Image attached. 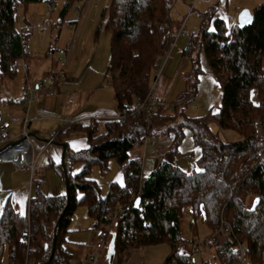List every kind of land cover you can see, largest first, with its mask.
I'll return each instance as SVG.
<instances>
[{
    "label": "trees",
    "instance_id": "obj_1",
    "mask_svg": "<svg viewBox=\"0 0 264 264\" xmlns=\"http://www.w3.org/2000/svg\"><path fill=\"white\" fill-rule=\"evenodd\" d=\"M83 1L63 0L56 24L64 22L72 7ZM173 1L109 0L99 13L94 34L110 36L106 74L118 112L134 109L154 83L158 60L171 41ZM41 2L52 5L54 0H0V76L13 77L15 65L29 55L26 36L17 28L18 9L25 12ZM216 11L212 6L199 13L197 32L188 37L181 55L191 62L194 78L201 73L199 57L204 56L221 90L217 110L202 117L184 114L179 105L195 95V80L187 83L190 91L184 89L178 96L170 115L157 105L148 119L139 113L127 114L122 122L106 121L100 134L95 122L68 126L58 139L60 145L70 133L81 132L87 146L75 152L66 148L64 167L61 162L53 166L63 188L61 194L43 195L35 182L34 195L21 209L10 200L2 205L0 264L4 259L5 264H68L70 255L63 244L72 215L80 207L86 209L96 231L116 214L114 234L108 239L118 262L132 249L167 244L169 254L163 264H192L188 257L195 243L196 223L201 222L210 231L213 262L201 260L200 264L264 263V161L258 163L264 140L254 139L264 129V2L250 11L253 21L242 28L237 23L227 26ZM252 90L257 103L251 100ZM213 125L236 134L238 141H224ZM159 128L164 129L157 133ZM184 128L190 130L200 149L196 169L187 173L163 161L143 177L140 159L130 155L134 144L148 136L171 135L168 152L175 154ZM110 160L117 164L123 182H111L102 196L89 175L93 167L105 174ZM75 163L80 169L72 173ZM138 197L141 202L135 210ZM255 198L258 204L251 212ZM185 218L192 238L182 236ZM220 228L225 235L222 242L217 238ZM53 235L54 251L48 262ZM239 243L245 244L242 262L233 252Z\"/></svg>",
    "mask_w": 264,
    "mask_h": 264
},
{
    "label": "crops",
    "instance_id": "obj_2",
    "mask_svg": "<svg viewBox=\"0 0 264 264\" xmlns=\"http://www.w3.org/2000/svg\"><path fill=\"white\" fill-rule=\"evenodd\" d=\"M193 1L197 0L173 1L170 10L173 35V20L179 21L185 7L191 5ZM210 2L201 0L199 12L215 6L216 16L223 19L227 26L236 22L238 12L242 10L235 8L227 0H219L215 5H210L212 4ZM94 3L96 0L80 2L73 16L68 19L65 17V21L60 24H56L58 16L55 11L58 7L55 2L52 5L46 2L32 4L25 12L18 9L17 28L26 36L29 55L15 65L13 77L0 76V110L3 120L10 122L9 134L12 141L19 140L23 122L27 120L25 129L31 140L30 156L35 162V171L30 173L28 170L15 167L11 162L0 161V196L16 203L19 209L34 195L35 182H38V189L43 195L53 196L62 193L63 188L53 166L62 162L63 149L58 139L68 126L95 122L97 133L100 134L104 130V123L115 120L118 114L111 86L109 90L101 87L100 75H103L105 67L100 65L94 30L103 6L100 5L98 15L92 17L90 10ZM43 4L46 12L41 7ZM47 15L53 18L49 22L44 19ZM40 19L44 20L42 24L39 23ZM189 23L185 21L177 29V35L185 37L176 42V44L179 42L177 48L179 53L177 50L173 53L172 50L174 60L166 62L165 66L162 64L154 80L155 86L158 83L162 85L160 92H155V100L157 105L163 107L162 113L165 115H170L178 96L184 91V75L180 77L182 85L177 83L180 74L183 71L187 74L190 68L192 70L191 62L181 55L188 37L194 35L193 27L189 28ZM199 65L201 73L196 77L195 95L180 102L179 105L183 107L184 114L188 117L209 115L217 110L220 103L219 84L203 55L199 57ZM59 70H63V73L55 82L54 78ZM21 75L24 80L17 81ZM175 86L178 88L180 86V92L178 91L176 96H171L172 88ZM168 101L169 105H165ZM192 103L194 105L190 108L189 104ZM163 129L159 128L157 133ZM153 139L152 145L138 144L133 146L130 152L132 157L140 159L143 177H147L157 164L163 161L170 162L187 173L196 169L200 149L194 145L190 130L183 129V138L175 154L168 152L171 135H161ZM62 142L65 143L68 152L79 151L87 146V138L81 132L70 133ZM79 169L80 164L75 163L71 171L76 173ZM93 169L97 168L93 167L91 171ZM97 171L100 174L99 169ZM107 171L109 176L105 178L107 183L103 193L99 181L89 175L97 182L102 196L106 194L111 182H123L115 161H109ZM83 209L85 208L76 209L72 215L70 231L63 244L64 251L70 255L68 264H147L142 248L133 249L128 257L118 262L108 243L100 256L93 261L91 257L97 254L93 245L97 231L92 229V220Z\"/></svg>",
    "mask_w": 264,
    "mask_h": 264
},
{
    "label": "rangeland",
    "instance_id": "obj_3",
    "mask_svg": "<svg viewBox=\"0 0 264 264\" xmlns=\"http://www.w3.org/2000/svg\"><path fill=\"white\" fill-rule=\"evenodd\" d=\"M211 1V2H210ZM219 0H209L210 5H215ZM229 4H231L232 6L234 5L235 8L237 9H247L249 11H251L255 6L261 4L264 2V0H227ZM54 2L57 4L58 10L55 11L56 15L58 16L59 11L62 8V4H63V0H54ZM101 3V4H100ZM109 3V0H102V2H97L94 3L93 7L90 10V15L96 16L98 15L99 11H100V5H102L103 7L107 6ZM180 3V2H179ZM201 0H197L196 2H191V6L188 5L185 7V12H183L181 19L177 22H175L173 20V25H172V31L175 35V42L172 43L171 45V50L167 56V58L165 59V61H163V66H165L166 62H170L171 60H174V55L172 54V50L173 53L175 50H177L178 48V44L180 42V39H184L185 37L183 35H177V29L179 28V26L183 23H185V21L190 22L189 24V28L191 26V29L193 27V33L195 34L197 31V27H198V23L200 18L197 16L199 15V6L201 5ZM200 4V5H199ZM36 5V4H35ZM40 6V5H39ZM80 5H74L72 7V9L70 10L69 14L67 15V19L70 18V16L72 17L74 14V10L76 7H79ZM33 7V6H32ZM41 7H43V11L46 12L45 10V6L44 4L41 5ZM173 12V11H172ZM189 12V13H188ZM173 16V15H172ZM44 19H46L45 21H51L52 19L49 17V15H47L46 17H44ZM56 19L53 20V23H55ZM44 22V20L40 19V24H42ZM194 22V24H193ZM236 23V22H235ZM94 39L95 41L98 43V52L100 55V61H101V66L105 67L104 68V72L102 73L103 75H100V82H101V87L104 89L109 90L110 88V78L108 76V74H106L105 69L108 65V60H109V41H110V36L109 34L105 33V32H100L98 33L96 36L94 34ZM177 40H179V42L176 44ZM177 53L178 50H177ZM187 63V61H185ZM188 64V63H187ZM162 66V65H161ZM189 66V64H188ZM191 69V68H190ZM189 69V72L187 70V74L185 73V71H183L180 76L179 79L177 80V83L182 85V81L181 78L184 75V87L183 89H188V91H190V88L187 86V83L192 84L193 82H197V79L194 78L193 74H192V70ZM262 70H263V76H264V59H263V63H262ZM162 75V73H161ZM156 77V76H155ZM181 77V78H180ZM24 77L21 75V77H19V79L17 81H22ZM179 81V82H178ZM187 86V87H186ZM162 89V85L160 83L156 84L154 90L155 92H160V90ZM178 91L180 92V86L179 88L175 86V88H172V93L170 94L171 96H176V93H178ZM251 97H252V101L256 103V92L255 90H252L250 93ZM158 96V93H157ZM175 101V100H174ZM169 102H166L165 105H169ZM194 104H189V107L191 108ZM213 129L215 130V132L218 133V135L224 140V141H238L239 137L236 134H231V132L228 131H219V129L217 127H215V125H213ZM97 168V167H96ZM98 169V168H97ZM97 169H93L92 171H90V176L92 178H96V181H99V185L102 189V193L105 191L106 189V183H107V179H105L106 177L109 176L108 171L103 175V174H99L97 173ZM120 180V177L119 179ZM1 195V194H0ZM105 196V195H103ZM8 201V198L4 197V196H0V211L2 208V205L5 204ZM84 212L85 209H83ZM181 233L183 237H187V238H192L193 235H191V231H190V227H189V220L188 218L183 219L182 223H181ZM209 234L210 231L208 230V228L202 224L201 222H197L196 223V234L195 236H193V239L195 240V242H203L206 239L208 240V244L207 247L205 248H200L198 252H196L193 255L194 258V262L193 264H200L201 260H208L210 262H213V257H212V249L209 248ZM112 236V235H111ZM218 241L222 242L225 238V235L223 232L218 233L217 235ZM42 240L45 241V238L43 237ZM108 245L109 247L111 246V251L113 253V255H115L114 250H113V245L111 242V238L109 237L108 239ZM108 247V248H109ZM140 249V248H137ZM133 250V249H132ZM130 250V251H132ZM145 256H146V263L147 264H163L165 258L167 257V255L169 254V247L167 246V244H160V245H155V246H149V247H144L142 248ZM130 254V252H129ZM128 254V256H129ZM127 256V257H128ZM125 259V257L123 258ZM5 264V259L3 260V263ZM171 264H175L174 262ZM242 264H249L248 262H243ZM264 264V263H263Z\"/></svg>",
    "mask_w": 264,
    "mask_h": 264
},
{
    "label": "built area",
    "instance_id": "obj_4",
    "mask_svg": "<svg viewBox=\"0 0 264 264\" xmlns=\"http://www.w3.org/2000/svg\"><path fill=\"white\" fill-rule=\"evenodd\" d=\"M17 9L18 5L14 6ZM170 42L168 43L164 53L161 55L160 59L158 60L155 76L158 75L160 71L161 65L163 61L167 58L175 35L170 34L169 36ZM63 70H59L57 76L54 78L56 82L59 77H61ZM155 83H153L150 91L148 92L147 96L142 100L139 101L138 105L129 111L122 109L118 112L115 120L118 122H122L127 114L134 116L136 114L142 113L144 114L145 118L148 119L154 113L157 103L155 100ZM27 120L25 119L23 122V128L20 133V138L17 141H12L11 136L9 134L10 130V122L3 120L1 110H0V161L11 162L15 167L19 169L28 170L30 173L35 171V162L33 158L30 156V148H31V140L30 137L25 129ZM254 139L264 140V129L259 130L255 133ZM154 143V139L151 137H146L141 144L143 145H152ZM138 144H134L136 146ZM264 161V152L258 159V163H262ZM117 211H121V207L118 206ZM116 224V214L110 215V220L106 222L102 226V230L97 231L95 238H94V248L97 251V254L92 256L91 259L95 261L101 254L102 250L104 249L105 245L107 244V239L109 234H114V226ZM224 232L223 228L218 230V233ZM208 240L206 239L203 242H195L192 247V252L188 257V261L193 264L194 258L193 255L199 251L200 248L207 247ZM233 252L237 254V258L239 261H243L244 252H245V244L239 243L237 244Z\"/></svg>",
    "mask_w": 264,
    "mask_h": 264
},
{
    "label": "water",
    "instance_id": "obj_5",
    "mask_svg": "<svg viewBox=\"0 0 264 264\" xmlns=\"http://www.w3.org/2000/svg\"><path fill=\"white\" fill-rule=\"evenodd\" d=\"M245 12L247 13V15L246 16H242V14H244ZM252 21H253V16H252V14L250 13L249 10L242 9V10H240L238 12L237 18H236V23H237V25L240 28L246 26L247 24H249ZM61 147L63 149V151H62V162L61 163H62V167H64L63 157H64L66 145L65 144H61ZM67 186H68V182H67V179L65 178V190H66V192H67ZM140 202H141V199L139 197L136 198L134 203H133V209L137 210L139 208ZM257 204H258V199L255 198L253 200L252 204H251V207H250V211L251 212H253L255 210ZM61 217H62V215L59 217L58 222L60 221ZM54 245H55V236L53 235L52 240H51V252H50V257L48 259V262L50 261V259L52 257V254H53V251H54Z\"/></svg>",
    "mask_w": 264,
    "mask_h": 264
},
{
    "label": "snow or ice",
    "instance_id": "obj_6",
    "mask_svg": "<svg viewBox=\"0 0 264 264\" xmlns=\"http://www.w3.org/2000/svg\"><path fill=\"white\" fill-rule=\"evenodd\" d=\"M247 15V13L245 12L244 14H242V16H246Z\"/></svg>",
    "mask_w": 264,
    "mask_h": 264
}]
</instances>
